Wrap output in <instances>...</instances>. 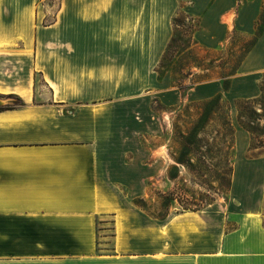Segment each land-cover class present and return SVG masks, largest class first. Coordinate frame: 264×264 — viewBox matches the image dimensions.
<instances>
[{"label": "crops", "instance_id": "0c3cea01", "mask_svg": "<svg viewBox=\"0 0 264 264\" xmlns=\"http://www.w3.org/2000/svg\"><path fill=\"white\" fill-rule=\"evenodd\" d=\"M184 1L205 31L210 0H60L50 25L52 5L0 0V97L26 103L0 112V264H264V157L242 130L227 199L165 221L132 204L166 163L138 152L146 105L183 100L158 69Z\"/></svg>", "mask_w": 264, "mask_h": 264}, {"label": "rangeland", "instance_id": "374dc122", "mask_svg": "<svg viewBox=\"0 0 264 264\" xmlns=\"http://www.w3.org/2000/svg\"><path fill=\"white\" fill-rule=\"evenodd\" d=\"M41 2L53 6L47 18L53 21L60 0ZM194 5L193 1L181 3L175 16L180 26L173 25L177 42L158 69L183 100L173 107L150 100L146 108L151 132L141 134L137 142L138 152L145 157L156 148L166 149L162 177L141 183L145 196L132 200L143 214L158 221L176 212L200 211L228 198L237 129L250 135L246 156L264 157V0H210L202 11H212L205 31L201 18L189 12ZM195 22L198 30L192 28ZM212 32L214 37L209 35ZM194 88L205 90L208 98L186 102ZM250 94L256 96L245 98ZM0 99L9 105L16 102ZM206 102L212 103L205 108ZM193 135L196 138H190ZM106 228L104 235L110 237L112 226Z\"/></svg>", "mask_w": 264, "mask_h": 264}, {"label": "trees", "instance_id": "16d2710c", "mask_svg": "<svg viewBox=\"0 0 264 264\" xmlns=\"http://www.w3.org/2000/svg\"><path fill=\"white\" fill-rule=\"evenodd\" d=\"M55 19H56V18H55ZM55 19H54V20H55ZM54 20L50 22V21H48V19L46 18V20H45L44 23H45V25H50V24H52V23L54 22ZM192 21H193V19L191 18V22H192ZM173 25L180 26V19H179V16H177V17L174 19ZM192 28H195V30H198V28H199V24H198L197 22H195V24H194V26H193ZM176 42H177V41L174 39V36H173L172 41H171V43H170V45H169V47H168V49H167V52L165 53L164 57L168 56V55L173 51V48L175 47ZM163 60H164V58H163ZM159 68H160V67H159ZM158 72H159V70H158ZM1 98H4V99H14L16 102H15V104H13V105L6 104L5 106L0 107V112H3V111H9V110H15V109H20V108H24V107L26 106L25 101H24L20 96H18V95H14V94H12V95H9V96H3V97H1ZM211 103H212V102H206V103H204L205 108L208 107V106H210ZM230 132H231V137H232V135H233V130H232V128H231ZM249 132H250V131H249ZM183 137H184V136H183ZM188 137H190V136H188ZM192 137L196 138L194 135L191 136L190 138H192ZM185 139H187V137H184V140H185ZM187 140H188V139H187ZM231 143H232V141H231ZM232 173H233V165H232L231 174H232ZM189 211H192V210H189ZM194 211H196V210H194Z\"/></svg>", "mask_w": 264, "mask_h": 264}, {"label": "water", "instance_id": "95a60500", "mask_svg": "<svg viewBox=\"0 0 264 264\" xmlns=\"http://www.w3.org/2000/svg\"><path fill=\"white\" fill-rule=\"evenodd\" d=\"M6 104L7 103L4 100L0 99V107L5 106Z\"/></svg>", "mask_w": 264, "mask_h": 264}]
</instances>
